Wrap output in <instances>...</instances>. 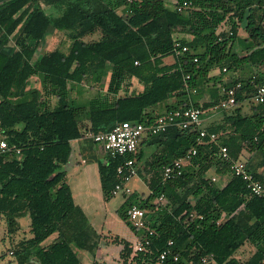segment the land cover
Returning <instances> with one entry per match:
<instances>
[{
  "label": "trees",
  "instance_id": "obj_1",
  "mask_svg": "<svg viewBox=\"0 0 264 264\" xmlns=\"http://www.w3.org/2000/svg\"><path fill=\"white\" fill-rule=\"evenodd\" d=\"M183 1L168 6L164 0H0V118L9 145L20 148L19 153L9 149L0 155V215L10 231L16 218L27 214L31 233L12 246L18 264H81L76 251L96 246L95 231L64 179L70 140L125 120L150 122L158 115L150 108L171 96L174 100L164 112L200 105L190 98L194 90L210 93L211 100L202 106L214 105L224 97L209 75L215 67L237 75L223 89L242 83L232 112L239 113L244 100H249L250 111L208 127L217 133L215 141L205 137L199 142L196 126L171 125L143 136L135 153L113 157L103 152L98 164L101 188L108 199L121 180L117 167L128 158L140 161L143 148L154 146L144 159L148 194L132 192L117 209L136 233L127 210L132 204L145 209L153 230L147 233L146 251L132 256V264H264V198L251 194L230 170L233 161L243 160L264 183V102L251 99L252 86L264 82V0H189L191 6L180 12L176 6ZM41 2L59 11L45 10ZM226 20L229 29L218 30ZM50 28L69 43L36 56ZM240 28L247 36H238ZM179 30L192 38H175ZM176 40L180 45L175 48ZM169 54L174 62L165 64L163 57ZM108 65L107 93L85 101L70 97V89L86 77L101 83ZM249 69L254 77L246 75ZM34 75L48 84L54 106L48 107L40 89L27 88ZM132 77L142 90L127 92ZM223 145L229 160L219 155ZM192 148L196 152L181 174L164 178V167ZM209 170L228 179L218 185L207 175ZM52 234V242L42 245ZM169 240L177 259L169 254L157 263ZM246 242L256 250L245 259L235 258ZM122 243L126 262L132 247Z\"/></svg>",
  "mask_w": 264,
  "mask_h": 264
},
{
  "label": "crops",
  "instance_id": "obj_2",
  "mask_svg": "<svg viewBox=\"0 0 264 264\" xmlns=\"http://www.w3.org/2000/svg\"><path fill=\"white\" fill-rule=\"evenodd\" d=\"M175 1L176 0H164V2L168 6H174ZM54 31H56V30H54ZM58 32H60V31H58ZM174 36H175V38H178V39L179 38H185L187 40H190L192 38V35L184 32V31H180V30L176 31L174 33ZM238 36L245 37V36H247V33L245 32V30L240 28L238 30ZM44 50H47V49H41L38 56H40ZM163 62L165 64L173 63L174 62L173 55L169 54V55L164 56ZM108 66H110V65H108ZM110 70L111 69H108V73L104 76L103 79H105V80H102V92H105V93H107V84L109 81ZM247 71L248 72H246V75L249 74V75H252V77H254V75L250 72V69ZM209 75L216 78L215 83H216V86L219 87L220 95L221 94L223 95V93H224L223 85L228 84L230 81H232L234 78L237 77L236 73L230 74V75L222 73L221 70L219 69V67L213 68L209 72ZM211 82H213V80H211ZM90 83L95 84V83H99V82H95V81L90 79ZM142 88H143V85L141 83H139L136 78H134V77L130 78V84L127 86V92H129V93L137 92V91L142 90ZM121 91H124V87H122L119 92H121ZM102 92L101 91H93L92 93H90L89 97L91 98L96 94L103 95L104 93H102ZM190 98L191 99H197L201 105V103H203V102H209L211 100V95L208 91H205V92H199L198 91L197 92L194 90V92H192V94H190ZM81 99L85 100L83 98H81ZM173 100H174L173 96L169 97L166 101L160 102L157 105L152 106L150 108V112L153 115L163 113L164 110L166 109V104L171 103ZM248 102H249V100H248ZM242 103H241V109H240L239 113L238 112L231 113V110H233L231 108H227L225 111L222 109L218 110V111L217 110H209L207 116L204 118V120L202 122L203 127L208 128V127L216 125V124H220V123L223 124L224 122L229 123L233 118H237L240 115H244V114L248 113L250 111L249 110L250 106L248 105V103H246L245 105H243ZM209 107H211V106H209ZM225 125L228 127V124H225ZM87 139L91 140L90 143H89V141H87ZM92 142H94V141H93L91 136L87 135V132H84V136H82V137L70 140V145H71L70 154H69V157H68L66 163H64L62 165V169L65 171L64 179L70 187V191L72 194L73 201L77 206L80 207V209L82 210V212L84 213V215L86 216V218L88 220V224L95 231V238H94V241L96 243L95 248L92 251L78 249L76 251V253H77V256H78L81 264H113V263L118 264V260L121 259V253L123 250V243L122 242L128 241L131 244V247H133V243L138 238V233L134 232L125 223V221H123L119 216L117 217L115 215L116 218H118V220L120 222L119 225L121 227V230L115 231L110 226H108L107 221H109V220H108L107 216H105V215L103 216L98 211H96L94 213H88L87 212L88 210L86 211V207H88V205H90V202H91V201H89V197L92 196L91 195V193H92L91 189L93 188L92 187L93 185H94V188L96 190L97 185L99 184V187L101 190V199H102V202H103L105 208H106V204H107L106 201L109 199V198L105 199L104 195H103V191H102L101 183H100L99 170H98V164H99L98 151L92 145ZM99 148H100V152H102L103 150L101 149V147H99ZM150 148H151V150L153 149V147H150ZM143 151H144V148H143ZM244 155L248 156L249 153L244 151ZM189 161L190 160L183 159V166L188 164ZM86 167H89L88 171L84 170V168H86ZM207 175L210 177H214L215 182L218 185H223L224 181L226 179H228V176L217 175L212 170H209L207 172ZM26 215L16 218V222H18V224L15 223V226H13V228H14L13 230L9 231L7 228L8 234L16 235V237L15 236L12 237V240H11V245H10L11 250H9V252L12 254H13L12 246L15 243H17L18 241H20L23 238H28L31 236V233L29 230V228H30L29 224H28V227L25 228L24 230H22L19 227L20 226L19 222H21V219L26 217ZM0 217H3V216L0 215ZM116 218H115V220H116ZM98 231H100V232H98ZM55 236H56V234L54 235L52 240L55 238ZM52 240L50 242H52ZM43 242L41 243L42 245H46V244L50 243V242H48V243H43ZM247 244H251V243L248 242ZM243 249H244V247L241 248V250H243ZM255 250H256V247L254 245V249L252 250V252L247 254V255L250 256ZM80 253H82V256H80ZM6 254H8L7 251H6V253L5 252L0 253V259L4 260L3 257ZM13 256H14V254H13ZM234 257H235V254H234ZM245 258H247L246 255L243 256L242 258H238V259H245ZM111 262H113V263H111Z\"/></svg>",
  "mask_w": 264,
  "mask_h": 264
},
{
  "label": "built area",
  "instance_id": "obj_3",
  "mask_svg": "<svg viewBox=\"0 0 264 264\" xmlns=\"http://www.w3.org/2000/svg\"><path fill=\"white\" fill-rule=\"evenodd\" d=\"M131 2L132 0H126ZM191 6V1L184 0L176 6V9L180 12H184ZM124 11L127 7L123 8ZM178 40L174 42V47H179ZM183 51L187 50V46L181 47ZM196 59V58H195ZM225 71V67L222 68ZM242 83L236 81L234 84L224 89V97L219 102L211 105V107H204L202 105L197 106H185L183 108H177L168 110L164 113L158 114L155 118L148 122L147 120H125L115 123L109 130L93 133L88 131L87 135L91 136L93 141L98 143L104 153L110 156L124 155L126 153H135L139 141L143 136L157 134L165 131L171 125H177L181 128H187L190 125L199 128L198 141L202 142L203 138H208L209 141H215L218 137L217 133L208 131L203 127L202 122L207 116L209 110H221L235 105V95L237 89L241 88ZM251 99L255 103L264 102V82L255 84L252 86ZM14 149L17 153L20 152V148H16L14 145H9L5 130L2 127V121L0 118V155ZM196 149L192 148L183 157L175 159L169 165H166L163 169V177L169 178L174 175H179L182 172L183 159L190 160L191 156L195 154ZM219 155L226 160L230 159V155L226 146L219 147ZM232 174L239 176L245 182V185L249 192L258 197L264 198V183L255 178L254 174L247 167L243 160L233 161L230 165ZM117 173L121 175V180L118 181L111 189V195L118 192L131 193L130 187L127 185L132 176L137 174V168L135 166V160L128 158L124 163L117 167ZM215 180L214 177H211ZM158 200L163 203V195L158 196ZM128 221L132 226L138 230H146L147 233H153V230L149 228L147 223V217L145 209L132 204L127 210ZM150 239L148 234L144 238H138L133 243V252L146 251ZM172 240L167 241V246L158 254L157 263L162 262L169 254H172L174 260L177 259V254L172 253L171 246ZM203 261L206 258H202Z\"/></svg>",
  "mask_w": 264,
  "mask_h": 264
},
{
  "label": "rangeland",
  "instance_id": "obj_4",
  "mask_svg": "<svg viewBox=\"0 0 264 264\" xmlns=\"http://www.w3.org/2000/svg\"><path fill=\"white\" fill-rule=\"evenodd\" d=\"M41 6L43 8H45V10L50 11L54 14L59 11V7H57L56 5L55 6L54 5L53 6L52 5H46V4L41 2ZM229 27H230V23H229V21L226 20L223 24H221V26L219 27L218 30H224L225 31V30H228ZM50 31L51 32L47 35V37L41 42L40 48L37 51L36 56H38L41 49H51V48L56 47V46H62V48L64 49L66 47V45L69 43V40L65 39V37L63 36V34L61 32L51 30V28H50ZM97 35L98 34L96 33V34H93L91 37L95 38V37H97ZM10 45H12V44L10 43ZM108 69H111V66H108ZM103 78H102V80H105ZM102 80H101V83L92 84V83H90V77L84 78L82 83L76 84L73 88L70 89V92H69L70 97L72 99H76L78 101H85L86 99H88V97L90 96V93H92L93 91H101L102 92ZM27 88L28 89H30V88L40 89L42 97L44 99H47V101H48V107H52L55 105L56 98L54 96L50 95V93H48V84L46 83V81H44L42 76L34 75V76L29 77V79L27 80ZM102 93L105 94V92H102ZM27 97H29V95L25 96V98H27ZM81 98H83L85 100H82ZM246 103H248V105H249L248 100H244L242 104L245 105ZM228 108L233 109V107H228ZM231 113H233L232 110H231ZM85 132H88V131H85ZM87 141H89V143H90L91 140L87 139ZM92 145L95 147V149H97L98 161H100V159L103 158L104 153H103V151L100 152V148H99L100 145L98 143L92 142ZM154 149H155L154 146H153L152 150L150 147H144V154L145 155H143V158H141L140 161L135 163V166L138 169L137 174L132 176L131 179L129 180L128 184H127L131 188V193L136 192L139 196H142V197L148 194L149 189H148L147 183L145 181V177H147L148 175L144 170V159ZM84 170L88 171L89 167L84 168ZM92 187H93L91 189V191H92L91 195L92 196L89 197V201H91V202H90V205H88V207H86V211L88 210L87 211L88 213H94V212L98 211L103 216L104 215L107 216L108 220H109V221H107L108 226H110L115 231H117V230L120 231L121 230V227L119 225L120 222H119L118 218H116V216L118 217L117 209L121 205V203L124 200V198L126 197V195H129V194L121 191V192H118L117 194L111 195L109 197V199L106 201V203H107L106 204L107 209H106L103 202H102V199H101V190H100L99 184L97 185L96 190L94 188V185ZM114 217L116 218V220ZM147 218H149L148 215H147ZM15 223L18 224V222H15ZM28 224H29V218L26 215V217L22 218L21 222H19V225H20L19 227L22 230H24L25 228L28 227ZM14 226H15V224H14ZM8 227L9 226L6 223L5 219L3 217H0V253H2V252L6 253V251L8 252V254L4 255V257H3L4 260L0 259V264H18L17 261L15 260L14 256H13V254L9 252V250H11L10 245H11L12 237H14V236L16 237V235L8 234L7 233ZM98 232H100V231H98ZM137 233H138V236L140 238H144L147 235L146 230H138ZM54 235L55 234L50 235L48 238H46L44 240L43 243L50 242L52 240V238L54 237ZM247 243L248 242L244 243L240 247V249L236 251L235 258H242L245 255H246V257L249 256L247 254L252 252V250L254 249V245L247 244ZM243 247H244V249L241 250V248H243ZM132 250H133V248H132ZM135 254L136 253H134L132 251L131 255L127 258L126 262H124V259L121 257V259L118 260V264H123V263L132 264L131 257L134 256ZM80 256H82V253H80ZM111 263H113V262H111ZM113 264H115V263H113ZM147 264H149V263H147Z\"/></svg>",
  "mask_w": 264,
  "mask_h": 264
}]
</instances>
